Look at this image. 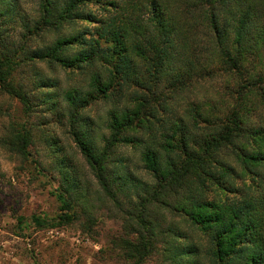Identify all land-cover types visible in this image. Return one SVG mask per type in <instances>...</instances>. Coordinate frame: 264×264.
Wrapping results in <instances>:
<instances>
[{
  "label": "trees",
  "instance_id": "obj_1",
  "mask_svg": "<svg viewBox=\"0 0 264 264\" xmlns=\"http://www.w3.org/2000/svg\"><path fill=\"white\" fill-rule=\"evenodd\" d=\"M35 4L24 19L17 0H0V94L22 111L15 118L0 104V148L46 175L27 123L38 100L61 111L101 190L127 218L129 233L118 247L128 264L156 254L170 264H264V124L253 117L264 111V0ZM17 14L16 44L9 24ZM201 40L217 68L204 62ZM42 62L77 83L61 87L37 72L29 86L17 78L20 67ZM219 71L235 80L230 98L202 100L198 88ZM101 104L110 107L97 121L108 131L99 145L88 110ZM123 148L138 153L147 180L132 176L129 159L119 157ZM59 171L53 192L61 212L33 215L38 226L73 222L77 204L88 211L78 180L60 162Z\"/></svg>",
  "mask_w": 264,
  "mask_h": 264
},
{
  "label": "rangeland",
  "instance_id": "obj_2",
  "mask_svg": "<svg viewBox=\"0 0 264 264\" xmlns=\"http://www.w3.org/2000/svg\"><path fill=\"white\" fill-rule=\"evenodd\" d=\"M17 2L24 19L36 13V0ZM19 20L20 14H17L9 24L13 27L10 39L16 44L17 33L20 31ZM40 41L36 39L33 43ZM202 41L205 46L201 49L204 62L209 69L217 68L219 63L215 54L209 51V42L201 40V44ZM201 44L199 42L200 47ZM199 55L201 56L200 52ZM258 66L264 72V60ZM35 72L41 73L42 78H50L52 84H59L61 87L77 83L68 78L70 76L66 71L58 67L53 69L43 62L20 67L16 76L29 86L31 76ZM234 82L232 77L223 73L208 77L198 88V95L202 100L207 98L221 103L230 98L228 93ZM34 92L40 94L39 89ZM193 100L198 101L199 98ZM36 103L35 110L27 116V123L34 135L31 151L45 168L46 175L39 173L30 160H22L19 156L10 155L0 148V264H128L118 247L119 239L129 233L130 224L127 218L101 190L91 167L68 134L65 118H60L61 111L52 113L46 104H40L38 100ZM0 104L12 117L21 116V106L16 100L0 94ZM109 107V104L92 105L88 110L96 122V129L92 130V134L99 145H102V136L107 135L108 131L103 127L98 128L97 121H100V115L101 119L107 118ZM253 117L257 121L261 119L264 124L262 109L256 110ZM5 121L4 117L0 116V129ZM54 140L58 141L57 146L51 144ZM58 147L60 150L56 151ZM118 153L119 157L126 156L129 159L128 168L134 178H149L141 168L137 152L123 148ZM61 156L65 157L63 163ZM59 162L69 168L67 173L70 176H75L78 180V190L83 192L82 199L88 211L83 212L80 204H77L73 209L77 219L73 222L55 227L38 226L32 222L33 215L51 219L61 212L60 202L53 192L61 183ZM17 217L23 218L21 227ZM170 220L172 218L167 216L165 224ZM175 220L179 222L177 217ZM161 257L159 254L153 255L143 264H170Z\"/></svg>",
  "mask_w": 264,
  "mask_h": 264
}]
</instances>
